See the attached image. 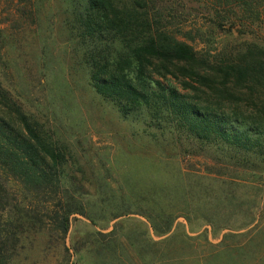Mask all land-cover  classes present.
<instances>
[{"label":"rangeland","instance_id":"obj_1","mask_svg":"<svg viewBox=\"0 0 264 264\" xmlns=\"http://www.w3.org/2000/svg\"><path fill=\"white\" fill-rule=\"evenodd\" d=\"M213 1L156 0L159 8L169 10L165 9L170 14L164 20L167 28L210 65L248 46L264 47L263 7L248 8L255 15L244 14V25L237 22L230 28L226 19L234 18V9L215 8ZM67 9L63 0H0V83L42 133L65 150L67 168L81 182L82 191L85 189L96 199L101 192L94 174L101 173L110 184V188L102 186L101 190L112 201L108 205L105 199L100 205V198L91 200L89 196L85 205L88 215L70 216L64 240L46 230L47 234L39 235L31 246L17 251V262L264 264V158L250 155V160L238 165L217 149L172 150L167 144L157 147L151 143L142 133L140 121L122 118L112 103L88 83L80 48L67 22ZM195 69L201 76L214 73L202 65ZM161 80L186 92L169 75ZM190 84L199 89L197 96L214 99L210 88ZM230 92L233 94L221 97L224 108L249 115L254 104L248 90L233 87ZM260 97L259 92L251 94L254 102L259 103ZM164 157L175 167L179 164L184 174L238 178V185L225 186L235 198L214 199L225 213L233 206L241 208L233 214V226L248 223L238 229H213L207 224L189 225L179 216L167 233L156 234L139 214L113 218L114 212L124 209L114 207L122 196L127 200L142 193L153 171L167 167L158 163V158ZM172 164L168 165L171 172Z\"/></svg>","mask_w":264,"mask_h":264},{"label":"trees","instance_id":"obj_2","mask_svg":"<svg viewBox=\"0 0 264 264\" xmlns=\"http://www.w3.org/2000/svg\"><path fill=\"white\" fill-rule=\"evenodd\" d=\"M63 1L88 83L122 118L140 121L151 143L167 144L172 150L217 149L238 165H244L250 155L264 158V47L248 46L210 65L167 28L164 20L170 14L156 0ZM212 5L234 9V18L226 19L233 28L237 22L244 25V14L255 15L248 8H264V0H215ZM217 24L223 28L222 22ZM197 65L214 73L201 76ZM167 75L186 92L163 82ZM190 82L210 88L214 99L197 96L199 89ZM233 87L248 90L254 104L249 115L224 108L221 97L233 94ZM254 92L262 95L259 103L251 98ZM165 158H158V163L167 167L153 171L142 193L127 200L121 195L114 207L124 209L112 212L113 218L139 214L156 234L167 233L179 216L189 225L207 224L213 229L248 223L233 226V214L241 208L233 206L225 213L214 199L235 198L225 186L238 185V178L184 174L179 164L175 167ZM68 161L65 150L42 133L0 83V264H20L17 251L31 246L46 230L64 240L70 216L88 215L85 205L92 194L82 191L81 182L67 168ZM94 176L100 205L105 199L111 204L101 190L110 188L109 181L101 173Z\"/></svg>","mask_w":264,"mask_h":264}]
</instances>
